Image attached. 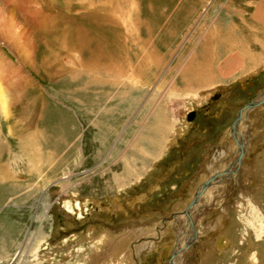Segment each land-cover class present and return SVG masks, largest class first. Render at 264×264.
Masks as SVG:
<instances>
[{"label": "rangeland", "instance_id": "374dc122", "mask_svg": "<svg viewBox=\"0 0 264 264\" xmlns=\"http://www.w3.org/2000/svg\"><path fill=\"white\" fill-rule=\"evenodd\" d=\"M0 1L20 23L15 31L24 49L0 36V63L28 76L20 83L19 73L0 71L11 112L5 122L0 111V172L11 178H0V264H95L97 239H105L103 257L120 244L130 264H169L173 222L157 224L185 207L210 176L218 152L231 149L218 148L226 126L264 88V18L257 17L264 2ZM29 63L35 76L25 71ZM190 63L195 67H185ZM74 73L83 80L78 94L70 93ZM260 108L249 114L259 136L249 143L252 161L248 170L241 161L237 177L236 188L247 192L220 197L222 205L211 210L222 217L221 228L197 240L188 264H264ZM191 110L196 116L187 120ZM30 132L31 140L20 136ZM56 133L58 146L48 144ZM244 173L253 185H244ZM218 235L229 243L217 252Z\"/></svg>", "mask_w": 264, "mask_h": 264}, {"label": "bare ground", "instance_id": "6f19581e", "mask_svg": "<svg viewBox=\"0 0 264 264\" xmlns=\"http://www.w3.org/2000/svg\"><path fill=\"white\" fill-rule=\"evenodd\" d=\"M3 2L2 3H4L6 6H9L10 5V2L11 1H13V0H2ZM1 2V1H0ZM3 4V5H4ZM36 4V3H35ZM39 4V3H38ZM37 5V4H36ZM25 8H27V7H25ZM32 8V7H31ZM41 8V7H40ZM6 8L4 7L3 8V6L2 7H0V13H2V14H6V15H1L0 14V36L2 37V39H5L6 41H8V44L15 50V49H17V50H19V51H24V49H23V47H22V43H21V41H20V38L18 37V35H17V32L15 31V29H17L18 27H19V24H17L18 22H16V18H15V16H14V14H12L11 15V12H6V10H5ZM24 9V8H23ZM5 10V11H4ZM34 10V9H33ZM36 10V9H35ZM27 11V10H26ZM29 11V10H28ZM25 12V11H24ZM36 13H37V11H36ZM32 14V13H31ZM38 14V13H37ZM38 17V16H37ZM39 18V17H38ZM37 18V19H38ZM31 19V18H30ZM140 19V18H139ZM141 20V19H140ZM33 22H34V20H33ZM35 22H36V20H35ZM36 25V24H35ZM152 26V25H151ZM144 30V29H143ZM0 37V38H1ZM25 39V38H24ZM150 39V38H149ZM27 41V40H26ZM208 44V43H207ZM203 45V44H202ZM216 45V44H215ZM144 50V49H143ZM149 51V50H148ZM1 53V52H0ZM77 54V53H76ZM3 57H4V55H3ZM234 57V56H233ZM147 58V57H146ZM205 58V57H204ZM203 58V59H204ZM74 61H71V62H75L76 60L75 59H73ZM234 60V59H233ZM15 61V60H14ZM81 61V60H80ZM79 61V62H80ZM229 61H231V60H229ZM4 62H6V61H4ZM213 62L214 61H212V63H207V64H204L205 66H207L206 68H209V66H211L212 64H213ZM9 63V62H8ZM8 63H4L3 65H1V63H0V67H1V69H0V71H2V73L3 72H10V71H12L13 73H19V76H20V79H19V82L20 81H22V79H25L24 81H26L27 82V80L26 79H28V76L27 75H25L24 73H21L20 71H18L17 69H16V66H14V65H11L10 63V65L11 66H9V64ZM13 63V62H12ZM151 63H153L152 61H151ZM228 63V62H227ZM5 64H6V66H5ZM154 65H155V63H154ZM225 65H227V64H225ZM23 66H26L25 64L23 65ZM72 66V65H71ZM92 66V65H91ZM190 66H192V68H194L195 66L192 64V63H190V64H187L185 67H188L189 69H192ZM204 66V67H205ZM2 67H4V68H2ZM105 67V66H104ZM9 68V69H8ZM26 68L28 69V70H25V71H27L28 73L30 72V74L32 75V73H34V76H35V73L36 72H32L33 71V68H32V63H29L27 66H26ZM30 68H32V69H30ZM15 69V70H14ZM84 69V68H83ZM83 69H81L82 71H83ZM86 69V68H85ZM84 69V70H85ZM32 70V71H31ZM89 70H91V69H89ZM93 70V69H92ZM32 72V73H31ZM87 72V71H86ZM117 72V71H116ZM142 72V71H141ZM204 72V71H203ZM93 73V72H92ZM12 74V73H11ZM29 74V75H30ZM110 74V73H109ZM115 74V73H114ZM117 74V73H116ZM115 74V75H116ZM125 75V74H124ZM123 75V76H124ZM139 75V74H138ZM73 78L75 79L74 81H76V80H78L77 82H75V83H69L70 84V93H73V94H78L79 92V89H78V87H76L77 85H79L80 84V82H83V80H79V78H77L78 76H81L80 74H77V73H74L73 75ZM95 77V76H94ZM96 78H97V76H96ZM111 78V77H110ZM139 79H140V75H139ZM92 79L90 78V77H88V81L86 80L85 81V83H90V85L88 86V87H90V86H92L91 85V83H92ZM21 83V82H20ZM88 85V84H87ZM9 87V86H8ZM123 93V92H122ZM263 96V99H264V91L259 95V96H257L256 98H254L253 100H254V102H255V105H253V106H251V107H248V106H243V108H242V110H241V112H240V115H239V117H238V120H237V128H238V130H237V133L239 132L240 134H239V136H240V139L241 140H243V142L241 143V149L240 150H237V147L235 146V142H234V139H233V136H232V134H231V131L230 130H227L223 135H222V137H221V142L222 143H225V145H228L231 149L230 150H227V152H225V151H220V152H218V154H219V156H220V154L222 155V153H223V155L225 154V153H227V155L226 156H229V160L230 159H234V165L232 166L233 168H235L234 166H235V162L237 161L236 159L238 158L237 156H238V154H239V152H240V155L242 156L243 155V158H242V162L243 161H247V163H248V168H247V170L249 169V160L250 161H252L251 159H249V150H251V147H252V145H250L249 146V143H251L252 144V142H253V136L254 135H256L258 138H259V136L255 133H253V131L254 130H252L251 128H252V125H251V123H250V118H249V114L252 112V110H255V109H257V108H259V107H261L262 109H264V102H261V98L260 97H262ZM7 97H6V94H3V91H0V111H2V114L4 115V121L6 122V121H8L9 119H11L10 118V115H11V112H10V108H8V102H7V99H6ZM75 102H77L79 105L80 104H82V103H80V101H78V100H75ZM86 102H88V101H86ZM13 104V103H12ZM11 107V106H10ZM260 108V109H261ZM155 109V108H154ZM158 110V109H157ZM157 110L153 113V115L155 116L154 118H156L157 117V114H159L158 112H159V110H158V112H157ZM244 110V111H243ZM90 111V110H89ZM262 113H263V115L262 116H264V110L262 111ZM44 116H45V114H44ZM0 118H1V116H0ZM46 118V117H45ZM41 119V118H40ZM43 122V121H42ZM154 122H156V121H154ZM26 123V122H25ZM157 123V122H156ZM153 124V123H152ZM158 124H159V122H158ZM157 124V125H158ZM42 125V124H41ZM40 127V126H39ZM152 127H156V126H152ZM28 128H29V126H28ZM157 129V128H156ZM259 129V128H258ZM41 130V129H40ZM158 130V129H157ZM45 131V130H44ZM42 132V131H41ZM35 133L36 132H30V133H20V136L22 137L24 134H26L30 139L29 140H31V137H33V136H35ZM59 133V132H58ZM42 134V133H41ZM26 135H24V136H26ZM19 136V138H21ZM249 137H251V138H249ZM61 139L60 138V135H58L57 133L56 134H53V136H49L48 135V144L49 143H51L52 145H54V146H58L57 144H59V142L57 141L58 139ZM60 141V140H59ZM222 143H221V145H222ZM227 143V144H226ZM256 143V142H255ZM254 144V143H253ZM223 146L222 148H223V150L225 149V147L226 146ZM220 149V148H219ZM262 154V153H261ZM251 157V156H250ZM245 158V159H244ZM259 158H260V156H259ZM147 160V159H146ZM221 158H218V161H216V164H217V162H221ZM257 162V161H256ZM260 162V161H259ZM238 163V162H237ZM241 163V162H240ZM258 163V162H257ZM229 165V162H228V164H224V163H221V164H219V166H218V168L216 167V171L217 172H221L222 173V175L221 174H216L217 176V178H219L220 177V179H219V182L218 183H211L207 188H204L203 190H202V193H201V198L200 199H198V203H197V205L196 206H194L193 208H191L190 210H186V212H188V214L187 215H189L190 216V222L186 219V212H183L184 211V209L186 208V207H183V208H179V209H177V210H181L180 212H178V214L176 215V216H179V220H180V222H182V225H181V228L180 227H177V225H175L173 228L174 229H171V232L170 233H174L173 232V230L174 231H176V233H179V234H181V232H182V230H183V232L185 231L186 232V234H187V232L189 233V238H186V236H188V235H186L185 237H183L184 239H181V237L180 236H182V235H180V236H178V238H177V242H176V255L175 256H173L172 257V259L170 260V262H169V264H188L189 263V260H187V258H186V256H190L191 254H192V251L194 250L193 248L191 249V247H193L194 246V244H196V242H197V240L198 239H200L201 238V241H204V238H209V237H211V236H213V232H214V230L216 231V232H219V230H220V228H221V222L219 221V216L218 217H216V221L214 222V221H212V226L213 227H211V225L209 226V223H205V224H202V222H204V221H206V218L208 217L210 220H211V213L212 212H214V209H213V211L210 209V207H208V205H212L213 204V200L218 196V197H221L222 199L224 198L225 199V201H227V198L229 199V197H230V199H231V197H236V193H237V195H238V197H240V196H242L243 194V192H247V188H245V190L244 189H242V188H236V184H237V177H238V174H239V172L241 171V169H242V167H243V165L242 166H240V167H237L236 166V170H234L233 171V176H232V174L230 173V175L228 174L229 173V171H232L233 170V168L230 170V169H228L226 166H228ZM207 168V167H206ZM210 168H211V166H210ZM213 170V169H212ZM13 172V171H12ZM228 172V173H227ZM210 173V176H211V174H213L212 173V171L211 172H209ZM7 174L8 173H4V174H2V172H0V178H3V179H11L10 178V176H7ZM40 174V173H39ZM2 175H3V177H2ZM5 175V176H4ZM208 176V175H207ZM210 176L207 178V179H209L210 178ZM215 177V178H216ZM239 178H241V180L243 179V181L242 182H244V185H249V183L250 184H254V182H253V179H250L249 178V175H247V173L245 174L244 173V175H240L239 176ZM3 179H1V180H3ZM12 179H14V177H12ZM242 182H239L240 184L242 183ZM259 184V183H258ZM18 185H19V183H18ZM14 187V186H13ZM221 188V189H220ZM236 189V190H235ZM259 190H264V184L262 185H260L259 186ZM236 191V192H235ZM224 194V195H223ZM64 195V194H63ZM209 195H211V197H209V198H207V196H209ZM229 196V197H228ZM234 197V198H235ZM192 199V198H191ZM58 200H59V198H58ZM186 201V200H185ZM239 201H241V199L239 200ZM187 204H189L188 203V201H187ZM45 205V211L44 212H46V214H47V210L49 209V206H50V203H45L44 204ZM232 205H233V203H232ZM251 205H253L254 206V203L253 202H251V203H249V206L251 207L250 209H251V211H252V214L253 215H256V213H257V211L255 210V206L253 207V206H251ZM234 206V205H233ZM66 207L67 208H65V210L69 213L70 211H71V207L68 205V204H66ZM245 209V208H247V207H242V209ZM188 209V208H187ZM240 209V208H239ZM79 211V210H78ZM72 212V211H71ZM70 212V213H71ZM81 213V212H80ZM77 214V217H79V216H81V214ZM175 216V217H176ZM42 218H44V216H42ZM195 220V221H194ZM170 224V223H169ZM168 224V225H169ZM202 224V225H201ZM170 226H171V224H170ZM198 227V228H197ZM178 228V229H177ZM180 228V229H179ZM214 228V229H213ZM169 230V229H168ZM165 231V230H164ZM164 231H158L157 233H159V232H161V233H163ZM154 235V234H153ZM159 235H160V233H159ZM101 236V235H100ZM159 237H161V235L159 236ZM195 237L197 238L196 240H195ZM71 238H73V236L71 237ZM100 238V237H99ZM149 238V237H148ZM152 238V237H151ZM138 239V238H137ZM210 239V238H209ZM35 240V239H34ZM100 240V239H99ZM98 239H97V242H98V244L97 245H101V243H102V246L101 247H103V250L106 248V246L104 245V243L102 242V240H105V239H102L101 241H99ZM114 241V240H113ZM149 241V240H148ZM117 243H119V242H117ZM120 243H122V244H124L125 245V241L124 240H122V241H120ZM227 243H229V242H227L226 241V238H225V236H219L218 235V237H215L213 240H212V246L214 247L213 249L214 250H217V249H221V248H223V247H226L227 246ZM105 246V247H104ZM175 246V245H174ZM98 247V246H97ZM100 246L98 247L99 248V250H102V248H101ZM118 246H116L115 247V249L113 250V252L111 253V255H109L108 257L109 258H107V257H103V252L101 253L99 250H97L96 251V253H95V255L93 256L94 258H93V262H95V264H130V256L128 255V253H127V255L125 254L124 256H123V253H126V251L121 247V245L119 244V248H117ZM124 247V246H123ZM200 247V246H199ZM101 248V249H100ZM172 248V247H171ZM185 250H189L188 252H187V255H186V251ZM206 250V249H205ZM106 251V250H105ZM132 250H130V252H131ZM178 251L180 252V253H178ZM203 251V250H202ZM208 251H209V249H208ZM213 251V250H212ZM220 251V250H219ZM181 252H183V253H181ZM197 252H198V250H197ZM206 252V251H205ZM217 252H218V250H217ZM132 253V252H131ZM135 253V255H136V252H134ZM195 253V252H194ZM208 253V252H207ZM212 253H214V252H212ZM211 253V254H212ZM133 254V253H132ZM132 254H131V256H132ZM105 255V254H104ZM199 255V254H198ZM96 256V257H95ZM107 256V255H106ZM194 256V255H193ZM207 257H209L208 255H206ZM194 258V257H193ZM196 258V257H195ZM190 259V258H189ZM103 262V263H102ZM132 263V262H131ZM251 263V262H250Z\"/></svg>", "mask_w": 264, "mask_h": 264}, {"label": "flooded vegetation", "instance_id": "af4514ba", "mask_svg": "<svg viewBox=\"0 0 264 264\" xmlns=\"http://www.w3.org/2000/svg\"><path fill=\"white\" fill-rule=\"evenodd\" d=\"M264 91V88L263 89H261L260 91H259V93L256 95V96H259L262 92ZM255 96V97H256ZM254 97V98H255ZM254 98H252V99H254ZM261 98V102H264V99H263V96L262 97H260ZM249 102V101H248ZM247 102V103H248ZM246 103H244L242 106H241V109L243 108V106L245 105ZM191 111H193L194 112V116H193V118H195V116H196V111L195 110H191ZM226 111L228 112L229 111V109H226ZM244 111V110H243ZM235 118H236V116H235ZM234 118V119H235ZM234 119L232 120V122L234 121ZM231 123V122H230ZM230 123H228V125L226 126V130L228 129V130H230V128H229V125H230ZM238 126H237V123H236V125H235V127H234V129H233V131H231V134H232V136H233V139H234V142H235V146L237 147V150H240L241 149V143L243 142V140H241L240 139V136H239V132L237 133V130H238V128H237ZM242 141V142H241ZM221 140L219 141V145H218V148H220L221 149V146H224L225 145V143H222V145H221ZM222 151V150H221ZM238 158L236 159L237 161L235 162L236 164H235V168H236V166L237 167H240L241 166V161H242V158H243V155L241 156L240 155V152H239V154H238V156H237ZM209 158V156H207V158L206 159H208ZM218 158H221L222 160H221V162L219 163V162H217V164H216V161H218ZM235 159V158H234ZM234 159L232 160V159H230L229 160V156H225V155H223V153H222V155L220 154V156H217V159L214 161V162H212V165L211 166H213L214 165V167H213V171H212V173L213 174H211V176H210V178L209 179H205L204 181H202L199 185H201L202 183H206V185H205V187L204 188H207L211 183H218L219 182V179H220V177L219 178H217L216 176V174H221L222 175V173L219 171V172H217L216 171V167L218 168V166H219V164H221V163H224V164H228V162H229V165L228 166H226L228 169H232L233 167V165H234ZM238 162V163H237ZM235 168H233V170L232 171H229V175H230V173L232 174V176H233V171L234 170H236ZM205 169V168H204ZM230 169V170H231ZM216 177V178H215ZM198 185V186H199ZM197 186V187H198ZM203 188V189H204ZM200 188L198 187V188H196L195 189V191H194V193L192 194V199H190V201L188 202L189 204H186V208L184 209V211L183 212H186V210H190L191 208H193L194 206H196L197 205V203H198V199H200L201 198V193H202V190L203 189H200ZM199 190V191H198ZM224 195V194H223ZM194 197H195V199H194ZM209 197H211V195H209V196H207V198H209ZM218 197V196H217ZM217 197L213 200V204L212 205H208V207H210V209L213 207V206H215V207H217V208H219L221 205H222V199L220 198V197H218V198H220V200L217 202V201H215L216 199H217ZM221 201V202H220ZM223 201H225V199L223 200ZM214 207V208H215ZM188 208V209H187ZM181 210H174V211H172V212H170L169 213V215L168 216H170V219H172L171 220V222H173V227L175 226V225H177V227H180L181 228V225H182V222H180V218H179V216H176L177 214H178V212H180ZM214 213H215V210H214V212H212L211 213V220L207 217L206 218V221H207V223H209V226L211 225V227H213L212 226V221H216V216L218 217L219 215L217 214V215H214ZM188 214V212H186V219L190 222V216L189 215H187ZM176 216V217H175ZM195 221V220H194ZM219 221L221 222L222 221V217L221 216H219ZM179 228V229H180ZM174 229V228H173ZM178 229V228H177ZM214 229V228H213ZM173 232H175V238H176V240L174 241V243H173V255L172 256H175L176 255V245H175V243L178 241L177 240V238H178V234L179 233H176V231H174L173 230ZM214 234H216L217 232L214 230V232H213ZM213 234V235H214ZM150 238V237H149ZM138 239H140V238H138ZM197 238L195 237V240H196ZM175 245V246H174ZM189 251V250H188ZM133 256H134V258L136 259V255L135 254H133Z\"/></svg>", "mask_w": 264, "mask_h": 264}, {"label": "water", "instance_id": "95a60500", "mask_svg": "<svg viewBox=\"0 0 264 264\" xmlns=\"http://www.w3.org/2000/svg\"><path fill=\"white\" fill-rule=\"evenodd\" d=\"M253 105H255V102H254L253 99H252L251 101H249L248 103L245 104V106H248V107H251V106H253ZM241 110H242L241 108L238 110L237 115H236V118H235L234 121L231 122L230 125H229V128H230L231 131H233V129H234L236 123H237V120H238V117H239V115H240ZM193 116H194V112H193V111H190V112H188V114H187V116H186V119H187V120H191V119L193 118ZM205 185H206V183H202V184L199 185L198 187H199L200 189H203V188L205 187ZM198 187H197V188H198ZM200 189H199V190H200ZM199 190H198V191H199ZM194 199H195V197H194ZM168 218H170V216L163 215L162 218H161V220H160L161 225L158 226V224H157V228L160 229L161 227H163V225L166 223V220H167Z\"/></svg>", "mask_w": 264, "mask_h": 264}, {"label": "crops", "instance_id": "0c3cea01", "mask_svg": "<svg viewBox=\"0 0 264 264\" xmlns=\"http://www.w3.org/2000/svg\"><path fill=\"white\" fill-rule=\"evenodd\" d=\"M262 2H264V0H261ZM257 17H260V18H264V13L262 12H257ZM262 26V25H261ZM259 26V29L262 30V27ZM258 28V27H257ZM263 43L261 44H264V39H262ZM236 43V42H235ZM236 45V44H235ZM232 47H230L231 49ZM261 50H264V45L260 47Z\"/></svg>", "mask_w": 264, "mask_h": 264}]
</instances>
